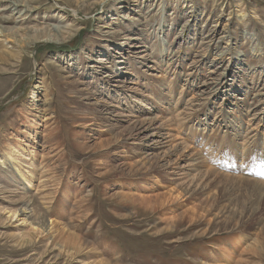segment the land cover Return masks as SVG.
Here are the masks:
<instances>
[{
    "label": "rangeland",
    "instance_id": "374dc122",
    "mask_svg": "<svg viewBox=\"0 0 264 264\" xmlns=\"http://www.w3.org/2000/svg\"><path fill=\"white\" fill-rule=\"evenodd\" d=\"M263 183L264 0H0V264H264Z\"/></svg>",
    "mask_w": 264,
    "mask_h": 264
},
{
    "label": "bare ground",
    "instance_id": "6f19581e",
    "mask_svg": "<svg viewBox=\"0 0 264 264\" xmlns=\"http://www.w3.org/2000/svg\"><path fill=\"white\" fill-rule=\"evenodd\" d=\"M36 2V1H35ZM89 7V6H88ZM79 8V7H78ZM81 10V9H80ZM16 36V35H15ZM22 38V37H21ZM45 42H51L50 40H45ZM194 99V98H193ZM168 121V120H167ZM148 123V122H147ZM148 124H150V122L148 123ZM136 128V127H135ZM140 128V127H139ZM138 128V129H139ZM149 128V127H148ZM160 129V128H159ZM140 130V129H139ZM146 130V129H145ZM136 132H138V131H136ZM157 132V131H156ZM159 132V131H158ZM135 133V132H134ZM139 133V132H138ZM155 134V133H154ZM139 135V134H138ZM151 135V134H150ZM150 135H148V136H150ZM161 135V134H160ZM165 135H166V133H165ZM152 136V135H151ZM166 137V136H165ZM171 137V136H170ZM157 138V137H156ZM160 139H161V137H160ZM164 139V138H163ZM166 139V138H165ZM164 139V140H165ZM176 139V138H175ZM175 139L173 140V141H175ZM153 141V140H152ZM151 141V142H152ZM167 141V140H166ZM177 141V140H176ZM178 142V141H177ZM154 143V142H153ZM157 143H158V141H157ZM161 143V142H160ZM169 143H170V141H169ZM151 144V143H150ZM153 145V144H152ZM160 145V144H159ZM177 145V144H176ZM183 145V144H182ZM185 145V144H184ZM157 147H160V146H157ZM163 147V146H162ZM181 147V146H180ZM185 147H186V145H185ZM161 148V147H160ZM164 148V147H163ZM171 148V147H170ZM183 148V147H182ZM181 148V149H182ZM173 149V148H172ZM174 149H177V147L176 146H174ZM185 148H183V150H184ZM186 150V149H185ZM170 151V150H169ZM173 151H175V150H173ZM194 152H192V151H190V152H192V153H196L195 152V150H193ZM172 152V151H171ZM186 152H188V151H186ZM163 153V152H162ZM143 154V153H142ZM146 156V155H145ZM180 156V155H179ZM196 156H197V154H196ZM182 157V156H181ZM189 157V156H188ZM187 157V158H188ZM193 157V156H192ZM199 157V156H198ZM201 157V156H200ZM167 158H168V156H167ZM180 159V158H179ZM194 159V158H193ZM193 159H191L192 161L191 162H193L194 160ZM195 159H196V157H195ZM183 160V159H182ZM198 160H200V159H198ZM188 164H189V162H187ZM204 163V162H203ZM193 164V163H192ZM196 164V163H195ZM170 164H167L166 165V167L167 166H169ZM185 165V164H184ZM205 165V164H204ZM200 166V165H199ZM206 166V165H205ZM201 167V166H200ZM177 168V167H176ZM180 168V167H179ZM182 168V167H181ZM209 168V167H208ZM193 169V168H192ZM211 169V168H210ZM190 170V169H189ZM198 170H199V168H198ZM208 171V170H207ZM206 171V172H207ZM212 171V170H211ZM184 172V171H183ZM195 172V171H194ZM210 172V171H209ZM167 173V172H166ZM199 173H201V172H199ZM218 173V172H217ZM168 174H170V173H168ZM171 174H173V173H171ZM182 174H184V173H182ZM203 174V173H202ZM206 174V173H205ZM177 175H179V174H177ZM213 175H215V174H213ZM172 176V175H171ZM198 176V175H197ZM228 175H226V177H227ZM191 177V176H190ZM207 177V176H206ZM225 177V178H226ZM261 177V176H260ZM189 181V180H188ZM199 181V180H198ZM186 182V181H185ZM191 182V181H190ZM195 182H196V180H195ZM194 183V182H193ZM197 184V183H196ZM264 184V183H263ZM191 185V184H190ZM193 185V184H192ZM204 186V185H203ZM206 186V185H205ZM185 187V186H184ZM207 187V186H206ZM229 187V186H228ZM185 188H187V187H185ZM192 189V188H191ZM204 189V188H203ZM189 190V189H188ZM188 190H187V192H188ZM251 190V189H250ZM186 191V190H185ZM197 191V190H196ZM186 192V193H187ZM190 192H191V190H190ZM185 193V194H186ZM225 198V197H224ZM226 199V198H225ZM258 199H259V201H261V200H264V190H262V189H259V191L257 190L256 192H255V200L256 201H258ZM230 200V199H229ZM230 204V203H229ZM29 205L28 204H23L21 207H23V210L24 211H27V210H29V207H28ZM262 206V205H261ZM19 212V210H15V211H13L12 212V214L13 215H16L17 213ZM23 212V211H22ZM21 212V213H22Z\"/></svg>",
    "mask_w": 264,
    "mask_h": 264
}]
</instances>
